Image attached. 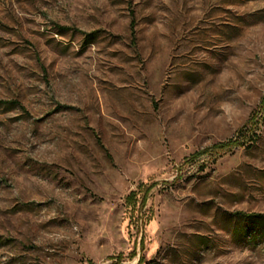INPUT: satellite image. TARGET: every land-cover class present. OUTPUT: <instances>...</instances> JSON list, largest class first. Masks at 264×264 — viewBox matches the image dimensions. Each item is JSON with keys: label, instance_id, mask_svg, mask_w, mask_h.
I'll return each instance as SVG.
<instances>
[{"label": "rangeland", "instance_id": "obj_1", "mask_svg": "<svg viewBox=\"0 0 264 264\" xmlns=\"http://www.w3.org/2000/svg\"><path fill=\"white\" fill-rule=\"evenodd\" d=\"M264 0H0V264H264Z\"/></svg>", "mask_w": 264, "mask_h": 264}, {"label": "trees", "instance_id": "obj_2", "mask_svg": "<svg viewBox=\"0 0 264 264\" xmlns=\"http://www.w3.org/2000/svg\"><path fill=\"white\" fill-rule=\"evenodd\" d=\"M263 217H264V215H263Z\"/></svg>", "mask_w": 264, "mask_h": 264}]
</instances>
